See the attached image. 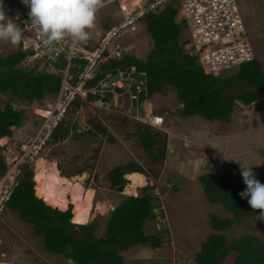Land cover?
<instances>
[{
	"label": "rangeland",
	"instance_id": "rangeland-1",
	"mask_svg": "<svg viewBox=\"0 0 264 264\" xmlns=\"http://www.w3.org/2000/svg\"><path fill=\"white\" fill-rule=\"evenodd\" d=\"M240 3L248 40L256 59L262 63L264 72V0H241ZM116 8V3H113L99 9L96 22H101L98 23L101 28H107L104 23L117 20L119 14ZM181 16L180 11L175 15V21L180 22ZM145 25L144 19H140L135 29L125 34L124 54H133L142 59L146 57L153 44ZM189 36L190 28L185 24L181 29L180 40L187 41L184 46L186 50L192 43ZM17 49L18 46L0 40L1 55ZM19 65L43 69L38 59L29 57ZM236 70L237 67L230 68L217 75L226 76ZM56 95L45 93L40 100L18 103L11 100L9 93L0 92L1 108L11 101L22 111L20 125L10 127L12 135L27 138L33 134L40 125V109L52 104ZM148 98L147 101L138 103L131 101L123 92L120 95L111 94L104 101L93 99L84 101L79 106H71L62 123L63 127L69 128V135L42 148L33 161L29 162L31 179L34 181L36 178L34 161L37 157H44L48 162L54 160L59 175H64L61 169L67 172L82 169V187L94 190L90 220L87 223L96 220L97 236L103 234L112 209L123 198L138 195L145 185H155L159 197L155 203L159 207L155 209V217L146 222L145 233H161L162 244L158 247L142 245L145 249L143 256L133 246L121 251L124 264H197L194 254L200 250L201 243L209 234L217 232L211 229L210 214L214 213L222 218L232 217L222 204L211 203L205 198L199 176L236 171L242 165L244 168L250 166L256 178L264 184V124L258 119L253 103L245 105L237 101L230 121L222 122L217 119L206 120L199 115H179L181 104L171 87ZM161 109H166L167 112L164 113ZM157 111L163 114L159 124L149 119ZM149 112L151 115H148ZM139 124L150 125L167 136L166 151L161 162L151 161L140 145ZM23 142L24 140L18 142L7 135L0 137V156L5 164H14L17 157L18 160L22 158L24 154L20 152V145ZM130 161L142 167L146 180L145 184L137 187L136 194L124 192V187L129 183L127 178L128 182L121 191L112 189L108 178L109 171L116 164ZM43 177L46 178L45 175ZM59 179L48 175L44 187L52 190L54 196H64L66 201H75L77 198L73 183L66 185ZM173 183L178 186L177 192L170 189L172 186H167ZM35 184L34 182L33 189ZM81 195L83 196V192ZM82 196L80 201L85 199ZM60 200L65 202L62 198ZM100 203L104 207L99 206ZM69 205L72 213L71 203L67 204L66 209ZM3 216L0 225V251L3 252L0 264H71L65 257L45 251L31 225L19 218L16 211L6 210ZM224 233L227 243L248 234L259 236L264 242V219H259V213L244 216L239 221H233ZM233 263L234 253H230L223 264Z\"/></svg>",
	"mask_w": 264,
	"mask_h": 264
},
{
	"label": "trees",
	"instance_id": "trees-1",
	"mask_svg": "<svg viewBox=\"0 0 264 264\" xmlns=\"http://www.w3.org/2000/svg\"><path fill=\"white\" fill-rule=\"evenodd\" d=\"M3 4L6 9L15 5L11 0H3ZM176 13L177 3H168L157 13L145 15L142 19L153 39V47L146 57L142 59L123 52L119 59H108L100 65L97 75L87 81V85L95 84L106 71L120 70L127 73L134 67L131 75L136 79L142 78L146 83L145 90L139 94L138 103L171 87L181 104V116L199 115L206 120L229 122L233 107L240 101L245 105L253 103L258 119L264 124L262 63L255 58L239 65L235 72L226 76L206 73L198 62L197 54L184 48L187 41H181L180 34L185 22H176ZM111 24L112 22L104 23L107 27ZM27 55L29 52L20 48L6 55L0 54V92L9 93L11 100L18 103L40 100L45 93H58L62 80L60 72H47L36 69V66L19 65ZM63 64V61H59L57 69L62 68ZM109 95L111 93H107L103 101ZM93 99L95 97L89 95L86 101ZM10 102L0 107V137L7 135L21 142L19 137L12 135L10 127L20 125L22 111ZM82 103L84 101L75 100L71 106ZM62 123L63 121L52 131L50 138L46 140V146L69 135V128L63 127ZM138 141L151 161L163 160L167 136L162 131L154 130L147 124H139ZM5 170L6 164L0 156V175ZM240 170L241 168L199 176L208 201L222 204L232 217L222 218L214 213L210 214L209 223L218 232L209 234L201 243L200 250L194 254L197 264H223L230 253H234L233 264H264V242L261 237L248 234L227 243L224 233L233 221L258 213L253 212L247 202L248 198H241L239 195L246 188ZM61 171L67 177L82 173V169ZM131 172L143 173L144 170L131 161L116 164L108 173L111 188L121 191L128 182L124 176ZM31 177L30 164L26 162L21 167L18 184L8 202V209L16 211L19 218L31 225L45 251L71 259L76 264H124L120 252L132 245L142 243L158 247L162 244L161 233L146 234L143 230L146 220L154 218L155 209L159 207L155 203L159 198L155 193V185H145L138 195L123 198L112 209L103 234L97 236L95 219L80 224L73 220L71 205L66 210H60L46 204L35 195ZM177 188L173 183L170 189L177 191Z\"/></svg>",
	"mask_w": 264,
	"mask_h": 264
},
{
	"label": "built area",
	"instance_id": "built-area-1",
	"mask_svg": "<svg viewBox=\"0 0 264 264\" xmlns=\"http://www.w3.org/2000/svg\"><path fill=\"white\" fill-rule=\"evenodd\" d=\"M14 1L15 5L8 9L9 14L6 15L21 27L22 44L25 39L28 40L27 45H22L23 49L32 51L30 57L46 63L52 72L59 71L62 80L55 101L40 109L39 127L27 138H19L21 142L24 140L20 145V152L24 155L19 160L17 157L12 165L6 163V170L0 175V225L18 184L21 167L33 161L46 146V140L63 121L75 100L86 101L89 95H93L95 99L103 101L107 93L120 95L125 92L131 101H137L139 94L145 90L143 79L131 75L134 67L127 73L106 71L92 85H87V81L97 75L102 63L122 57L125 34L134 30L138 21L148 13H157L168 3H177V13L181 11V20L190 28L189 40L192 43L187 49L197 54L198 62L206 73L217 75L220 71L234 69L256 58L247 37L241 0H104V5L116 3L119 17L101 32L96 41L89 39L87 43L73 47L70 39H65L55 44L51 51L45 49L36 26L29 21L30 9L22 0ZM59 61L64 64L57 69ZM117 72L120 77L110 82L109 78ZM153 118L157 122L162 121L161 116ZM167 186L171 187L172 184ZM157 191L155 188L156 194Z\"/></svg>",
	"mask_w": 264,
	"mask_h": 264
},
{
	"label": "clouds",
	"instance_id": "clouds-1",
	"mask_svg": "<svg viewBox=\"0 0 264 264\" xmlns=\"http://www.w3.org/2000/svg\"><path fill=\"white\" fill-rule=\"evenodd\" d=\"M22 3L30 9L29 21L36 26L41 43L48 51L65 39H70L73 47L87 43L91 30L96 26L97 12L104 6V0H22ZM6 13L9 14L8 9L0 0V40L29 52L26 57L31 58L32 51L22 47L27 45L28 40L25 39L22 44L21 27ZM39 61L42 71L52 72L46 63ZM153 116L151 119L155 120ZM240 174L246 188L239 195L248 198L253 212L258 211L259 219H264V184L256 178L250 166L244 168L241 165Z\"/></svg>",
	"mask_w": 264,
	"mask_h": 264
},
{
	"label": "bare ground",
	"instance_id": "bare-ground-1",
	"mask_svg": "<svg viewBox=\"0 0 264 264\" xmlns=\"http://www.w3.org/2000/svg\"><path fill=\"white\" fill-rule=\"evenodd\" d=\"M149 114L150 112L148 113V115ZM149 119L153 121V123L157 122L156 120H153L151 118ZM34 173L36 176V178H34V182L36 183L34 186V191H35L34 193L37 197L41 198L46 204L52 207H56L60 210L66 209L67 204L72 203L73 205L72 216L75 222H78L80 224H85L90 220V210H91L92 200L94 196V190L91 187H87V188L82 187L80 182L84 177V173L73 175L70 177H67L62 174L59 175V170L56 166V162L54 160L48 162L47 160L44 159V157H37L35 159ZM43 175H45L46 177L45 179ZM48 175L49 177H52L53 179L55 178L59 179L60 177L59 180H61V182H65L66 185L67 184L71 185L73 183L72 185H73V188L75 189L73 191H75L77 199H74L75 201H69V200L66 201L64 199V196H61V197L54 196V193L51 192L52 190L48 189L46 186L44 187V183L46 182ZM125 178L129 180V183L124 190V192L128 194H136L137 187L142 186L143 184H145V181H146L144 175L139 172L127 173L125 175ZM82 192H83V196L81 195ZM81 196L85 197L83 201L79 200L81 199ZM57 198H59V200ZM61 198L65 202H62L60 200ZM98 205L102 206L103 204L100 203Z\"/></svg>",
	"mask_w": 264,
	"mask_h": 264
},
{
	"label": "crops",
	"instance_id": "crops-1",
	"mask_svg": "<svg viewBox=\"0 0 264 264\" xmlns=\"http://www.w3.org/2000/svg\"><path fill=\"white\" fill-rule=\"evenodd\" d=\"M116 10H117V8H116ZM117 13H118V10H117ZM119 14V13H118ZM100 16V15H99ZM99 23V22H98ZM98 23L96 22V26H95V28L94 29H92L91 30V33H90V40L91 41H96L98 38H99V36H100V34H101V32L105 29V27L104 28H101V26L100 25H98ZM101 23V22H100ZM99 23V24H100ZM100 27V28H99ZM145 28H146V25H145ZM149 34V33H148ZM150 35V34H149ZM151 39H152V37H151ZM152 43H153V39H152ZM124 44H125V40H124ZM126 45V44H125ZM131 45V44H130ZM134 45V44H133ZM131 47V46H130ZM150 51V50H149ZM148 51V52H149ZM146 54H148V53H146ZM157 93H161V92H156V94ZM152 96V95H151ZM148 99H150V98H148ZM144 101H147V98L144 100ZM161 110H163L164 111V113L165 112H167V110L166 109H161ZM155 115H157V116H162L163 117V114H161V113H159V111H157L156 113H155ZM140 173V172H139ZM202 190H203V187H202ZM177 192V191H176ZM203 194H204V192H203ZM205 196V195H204ZM205 198H206V196H205ZM7 210H9V211H12V210H10V209H7ZM147 221H149L148 219L146 220V222ZM145 222V224L147 225V223ZM96 229H97V227H96ZM211 229L212 230H214L212 227H211ZM143 230H144V232H145V230H147V227L144 225V228H143ZM97 230H95V232H96ZM218 232V231H217ZM142 245L145 247V245L146 244H142V243H137V244H134V245H132L134 248H136V250L139 252V254L140 255H145L144 253H145V249L142 247ZM137 246H140V247H137ZM146 248H148V246L146 247ZM67 260H69V262H71V264H76V263H72V261H71V259H67ZM67 264V263H66Z\"/></svg>",
	"mask_w": 264,
	"mask_h": 264
},
{
	"label": "water",
	"instance_id": "water-1",
	"mask_svg": "<svg viewBox=\"0 0 264 264\" xmlns=\"http://www.w3.org/2000/svg\"><path fill=\"white\" fill-rule=\"evenodd\" d=\"M120 77V73H115L113 74L110 78H109V81L112 82L114 81L115 79L119 78Z\"/></svg>",
	"mask_w": 264,
	"mask_h": 264
},
{
	"label": "flooded vegetation",
	"instance_id": "flooded-vegetation-1",
	"mask_svg": "<svg viewBox=\"0 0 264 264\" xmlns=\"http://www.w3.org/2000/svg\"><path fill=\"white\" fill-rule=\"evenodd\" d=\"M67 197L69 198V194L67 195ZM70 204V203H69ZM72 204V203H71Z\"/></svg>",
	"mask_w": 264,
	"mask_h": 264
}]
</instances>
